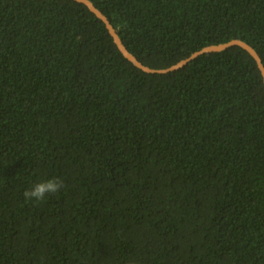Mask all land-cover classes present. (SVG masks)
Masks as SVG:
<instances>
[{
	"label": "trees",
	"instance_id": "trees-1",
	"mask_svg": "<svg viewBox=\"0 0 264 264\" xmlns=\"http://www.w3.org/2000/svg\"><path fill=\"white\" fill-rule=\"evenodd\" d=\"M90 1L151 69L264 64V0ZM0 264H264L255 59L148 74L87 6L0 0Z\"/></svg>",
	"mask_w": 264,
	"mask_h": 264
},
{
	"label": "water",
	"instance_id": "water-1",
	"mask_svg": "<svg viewBox=\"0 0 264 264\" xmlns=\"http://www.w3.org/2000/svg\"><path fill=\"white\" fill-rule=\"evenodd\" d=\"M73 1L87 6L92 13H94L100 20H102L105 23L109 33L113 37L117 47L119 48L121 53L125 56V58H127L131 63H133L137 68H139L140 70H142L145 73L158 74V75L170 74V73L184 69L188 64H190L193 60L197 59L200 56H203L206 54H212V53H221V52L227 51L233 47H240L243 50L247 51L255 59V61L257 62V65L261 71V74L263 76V80H264V64L262 62L261 57L259 56V54L255 51V49L253 47H251L249 44H247L246 42H243L241 40H233V41L225 43V44L207 47V48L201 50L200 52L193 54L188 59H185V60L179 62L178 64H176V65H174L168 69H164V70L151 69V68L145 66L143 63H141L133 54H131L129 52V50L124 45L123 41L121 40L119 34L117 33L116 29L114 28V26L112 25V23L110 22L108 17L106 15H104L93 4V2H91L90 0H73Z\"/></svg>",
	"mask_w": 264,
	"mask_h": 264
},
{
	"label": "clouds",
	"instance_id": "clouds-1",
	"mask_svg": "<svg viewBox=\"0 0 264 264\" xmlns=\"http://www.w3.org/2000/svg\"><path fill=\"white\" fill-rule=\"evenodd\" d=\"M63 187V180L59 178H52L45 182L34 185L30 190L23 193L28 201H43L49 194L58 193Z\"/></svg>",
	"mask_w": 264,
	"mask_h": 264
}]
</instances>
